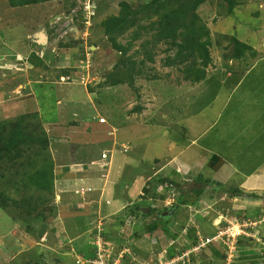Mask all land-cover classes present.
I'll return each mask as SVG.
<instances>
[{
	"label": "rangeland",
	"instance_id": "obj_1",
	"mask_svg": "<svg viewBox=\"0 0 264 264\" xmlns=\"http://www.w3.org/2000/svg\"><path fill=\"white\" fill-rule=\"evenodd\" d=\"M12 1L0 0V264L100 252L111 264H166L169 252L174 264H264V0L195 10L211 41L205 68L197 51L186 61L146 31L156 17L139 10L152 0ZM130 11L136 25L105 33ZM231 36L248 47L243 59ZM19 123L37 142L5 152ZM46 162L51 191L29 180ZM159 216L169 239L140 231Z\"/></svg>",
	"mask_w": 264,
	"mask_h": 264
},
{
	"label": "trees",
	"instance_id": "obj_2",
	"mask_svg": "<svg viewBox=\"0 0 264 264\" xmlns=\"http://www.w3.org/2000/svg\"><path fill=\"white\" fill-rule=\"evenodd\" d=\"M14 1H18V4H39V3H47V2H52L54 0H13L11 3L12 5H15L16 3ZM206 0H192L191 6L186 5V3L189 2V0H152L151 2H148L145 4V6L140 7V12L145 11L146 14H151L153 17H156V22L152 24L151 27H147L146 31H149V29H156L157 32H159L160 37H157L158 40L160 39H165V40H170L169 41V48H177L180 52L184 54L185 57L184 60H188L189 58H193L195 55V51L198 53V58L202 60V67L205 68L207 64L210 62L209 58V51L208 48L211 46V41L209 38L208 31L206 28L201 26V28L197 27V21H196V15L194 14L195 10L201 6ZM227 3V12L231 14L232 9L234 8V4L232 3L231 0H224ZM143 9V10H142ZM125 12V11H124ZM126 13V12H125ZM125 13H121L120 16L121 18L118 20L110 19L107 21L108 26H104L105 33L107 35L113 33V31L119 30V27H122V24L124 25H133L134 20L136 18V13L135 12H129L127 15ZM151 16V17H152ZM131 17L132 21L127 22V19ZM135 17V18H134ZM139 18V17H138ZM149 18V16L147 17ZM118 21V22H117ZM137 24V23H136ZM134 24V25H136ZM184 31L181 33V31ZM138 32V30H137ZM134 33V35H137L138 33ZM199 33V37H198ZM202 33V34H200ZM205 38L204 41H201V38ZM197 38H199L197 40ZM229 39V45L231 44L232 47V54L235 56L236 59L244 58V52L245 50H248V47L245 46L244 44H241L235 36L228 37ZM180 40L184 42V44H178L176 43L177 40ZM113 48L117 51H119L121 54H123L122 49L118 46L115 45L114 43L112 44ZM185 51L187 54H185ZM249 57L254 58L255 54L252 53L251 51ZM122 63V66H126L125 62H119L117 66H115L114 70L118 69L120 67V64ZM193 61L191 62V64ZM193 68L196 69L194 63L192 64ZM115 74L109 75L107 79H111V77H114ZM184 77L187 80H191L194 84L199 83L202 81L203 74L201 71H196L195 72V78L190 75V73L187 70H184ZM108 82H111V80H108ZM116 84V82H112V85ZM138 110V109H137ZM25 134H22L21 132V126L20 123L17 125L16 128H13V131L11 132L9 138L7 139L6 143L4 144V147H2L5 152L9 151L17 142L18 139L20 140H26V142L34 143L37 142V138H30L28 140L27 136H24ZM42 142V144L46 145L47 143L43 140L39 141ZM256 153L257 155L259 154V148L257 149ZM240 162H243L242 158H239ZM256 157L250 159L248 158L245 161H254ZM52 171V166L49 162H46L44 164V167L40 170H38L32 177H30V182L38 189L41 191H51L52 189V182L49 178V175L51 174ZM196 193H200L199 191ZM234 194H238V192H234ZM251 199H256V196H250ZM196 201L192 202V205H195ZM174 209V208H173ZM178 211H175L173 213V216H176L178 214ZM98 220H96L95 223H97ZM169 224V221L166 218H161L155 217L154 220L145 225L144 227L140 229L143 234L151 235L153 234L160 228L163 235L167 236L168 231H167V226ZM94 234H96V230L94 231ZM214 235V234H213ZM211 235V237L213 236ZM99 236H103V233L99 234ZM169 236H167L168 238ZM104 239V238H103ZM169 239V238H168ZM239 240H244V238H240ZM250 241V239L248 240ZM240 243V241H239ZM193 245L196 246V241L194 240ZM198 244V243H197ZM239 245V244H238ZM194 247V246H193ZM249 251L243 253L244 256H247V253ZM242 256V257H244ZM175 256L169 252L166 254V259L167 261H170L174 258ZM94 260V256H92V261ZM91 261V260H87ZM111 262V261H110Z\"/></svg>",
	"mask_w": 264,
	"mask_h": 264
},
{
	"label": "built area",
	"instance_id": "obj_3",
	"mask_svg": "<svg viewBox=\"0 0 264 264\" xmlns=\"http://www.w3.org/2000/svg\"><path fill=\"white\" fill-rule=\"evenodd\" d=\"M101 122H102V120H101ZM229 233V232H228ZM228 233H226L225 235H229ZM98 235H99V233H98ZM239 236L240 237V232H237L236 233V236ZM230 236V235H229ZM221 238H222V232H219L216 236H214V239H219V240H221ZM206 242V244L207 243H209V239H206L205 240ZM215 241V240H214ZM202 244H203V242H200L197 246H195V248L194 249H197V248H199L200 246H202ZM200 249V248H199ZM193 251V250H192ZM100 252V251H99ZM104 254V253H103ZM98 255V258H97V261H80V262H75V264H111L110 263V256H108V258L106 257L105 258V260H104V258H103V263H102V261H101V252H100V254H97ZM183 256H186V254H184ZM188 256V255H187ZM176 260V259H175ZM166 264H174V260L172 259V260H170V261H167L166 262Z\"/></svg>",
	"mask_w": 264,
	"mask_h": 264
},
{
	"label": "water",
	"instance_id": "obj_4",
	"mask_svg": "<svg viewBox=\"0 0 264 264\" xmlns=\"http://www.w3.org/2000/svg\"><path fill=\"white\" fill-rule=\"evenodd\" d=\"M41 37V39H44V36L42 35V34H39ZM191 187H193V184H189V185H183L182 187H181V190H183V191H187V190H189ZM174 211H176V208H174L173 210H172V212H174ZM140 212L142 213V214H147L148 212H149V209H140ZM171 212V213H172ZM163 215H165V214H163Z\"/></svg>",
	"mask_w": 264,
	"mask_h": 264
},
{
	"label": "flooded vegetation",
	"instance_id": "obj_5",
	"mask_svg": "<svg viewBox=\"0 0 264 264\" xmlns=\"http://www.w3.org/2000/svg\"><path fill=\"white\" fill-rule=\"evenodd\" d=\"M186 185H189L188 183ZM183 186V185H182ZM181 189V188H180Z\"/></svg>",
	"mask_w": 264,
	"mask_h": 264
},
{
	"label": "crops",
	"instance_id": "obj_6",
	"mask_svg": "<svg viewBox=\"0 0 264 264\" xmlns=\"http://www.w3.org/2000/svg\"><path fill=\"white\" fill-rule=\"evenodd\" d=\"M179 174V173H178Z\"/></svg>",
	"mask_w": 264,
	"mask_h": 264
}]
</instances>
